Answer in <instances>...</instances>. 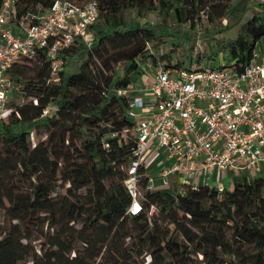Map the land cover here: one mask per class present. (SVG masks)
<instances>
[{
	"label": "trees",
	"instance_id": "1",
	"mask_svg": "<svg viewBox=\"0 0 264 264\" xmlns=\"http://www.w3.org/2000/svg\"><path fill=\"white\" fill-rule=\"evenodd\" d=\"M53 1L17 0L16 18ZM96 1L100 18L92 26V46L79 43L65 53L67 68L74 57L82 60L75 71L66 68L60 83H49L43 52L11 69L26 101L12 102L9 122L0 121V209L11 221L0 238V264H264V174L234 179L224 192L209 186L184 194L147 190L142 212L131 214L124 184L131 141L113 138L110 149L103 147L109 132L133 126L129 100L117 89L137 81L148 59L176 68L195 62L174 63L154 52L151 42L168 36L178 45L182 29L189 24L194 30L203 15L221 30L229 18L240 25L238 35L214 38L218 50L207 57L208 65L223 54L226 63L215 67L241 72L264 39V0L261 9H253L254 0ZM127 10L158 12L163 22H128ZM203 58L198 54L196 62ZM48 105L58 110L42 117ZM66 184V193L58 195L56 189ZM152 207L158 216L150 215ZM30 226L45 229L40 248Z\"/></svg>",
	"mask_w": 264,
	"mask_h": 264
},
{
	"label": "built area",
	"instance_id": "2",
	"mask_svg": "<svg viewBox=\"0 0 264 264\" xmlns=\"http://www.w3.org/2000/svg\"><path fill=\"white\" fill-rule=\"evenodd\" d=\"M16 4L17 0H2L0 6V121L5 123L15 109L11 94L17 88L10 78L11 69L43 52L50 67L49 83H60L67 68L65 53L79 43L91 47L92 26L100 18L96 0H54L45 10L19 18ZM117 93L128 98L127 115L134 124L109 132L103 147L110 149L113 138L119 144L131 141L130 159L124 168V184L132 199L129 213L142 212L143 190L170 189L177 183L180 194L201 186L224 192L229 189L223 182L228 173L264 174L261 51L255 49L241 72L229 66L194 62L176 68L147 60L138 80ZM56 110L57 106L48 105L41 116ZM31 137L36 145L35 130ZM162 150L165 159L158 162L159 170L151 176L152 153Z\"/></svg>",
	"mask_w": 264,
	"mask_h": 264
},
{
	"label": "rangeland",
	"instance_id": "3",
	"mask_svg": "<svg viewBox=\"0 0 264 264\" xmlns=\"http://www.w3.org/2000/svg\"><path fill=\"white\" fill-rule=\"evenodd\" d=\"M260 0H254L252 2L253 9H261V5L259 4ZM263 1V0H262ZM252 10L248 11L246 13L244 20H247L252 15ZM125 18L128 22L136 21V22H144L148 21L152 24H160L163 22V17L158 12H148L144 15H140L136 10H127L125 12ZM215 21H220L221 19L216 18ZM224 23L228 25V28L225 30H221V26H215L214 23L210 22L208 18L203 15L201 20L196 24L194 27V30L189 26V24L182 29V32H184L185 37L179 40L178 45L172 46L171 40L168 36H163L162 39L153 41L150 43V46L152 47V50L158 54H166L167 59L172 60L174 63L179 62L180 60L184 61V64H189L191 59L196 62V56L198 54L203 55L204 58L201 62L203 66H207L209 64V59L207 58L211 53L214 54L217 52L218 47L216 45V42L214 41V38H220L222 35H226L227 37L234 39L237 37L240 25H232L229 18L223 19ZM194 35V40H190L189 36ZM159 41V42H158ZM156 44H159L158 47H156ZM174 47V48H173ZM174 49L173 52H171V49ZM257 50L261 51V54H264V39L259 42L257 45ZM82 60H80L79 57H74L72 62L68 64V71L72 72L76 70V67L81 63ZM148 61H150L148 59ZM226 63V58L223 56V54H220L219 56L215 57V60L212 61V66H219L221 64ZM121 67V63L115 65L116 70ZM110 73V72H109ZM120 76H123V72H119ZM12 98H14L15 103H22L26 101L24 97H22L19 90H15L11 94ZM151 153V152H150ZM153 160L149 164L148 167V173L151 176H155L156 173L159 170L158 162L161 159H165V153L164 151H157L152 153ZM234 179H240V176H234ZM227 188H229L228 180L223 181ZM68 185H63L61 187H58L56 189V193L58 195H63L66 193ZM180 190V189H178ZM142 193L144 194L145 191L143 190ZM6 205L9 206V203L6 202ZM150 215L158 216V211L154 209L152 212H150ZM10 219L5 210L0 209V238L5 235L7 232L9 226H10ZM29 235L32 239L33 244L40 248L42 243L45 241V229L42 230L41 227H33L30 226L28 228ZM201 256H199L200 258ZM146 261H148L146 259Z\"/></svg>",
	"mask_w": 264,
	"mask_h": 264
},
{
	"label": "crops",
	"instance_id": "4",
	"mask_svg": "<svg viewBox=\"0 0 264 264\" xmlns=\"http://www.w3.org/2000/svg\"><path fill=\"white\" fill-rule=\"evenodd\" d=\"M255 174H263V172L262 171H259V172H256V173H246V174H243V175H240V177H243V176H245V177H250V176H253V175H255ZM215 178V176L213 177V179ZM228 180V183H229V189H232L233 188V186H234V176L233 175H231V174H227L225 177H224V179H223V181L224 180ZM173 188H175V190H177L179 187H178V184L177 183H174V187Z\"/></svg>",
	"mask_w": 264,
	"mask_h": 264
}]
</instances>
